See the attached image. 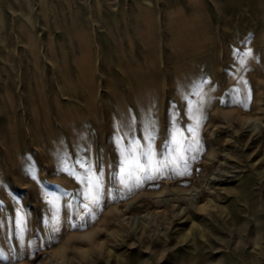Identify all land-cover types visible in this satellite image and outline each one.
<instances>
[{"label": "rangeland", "instance_id": "obj_1", "mask_svg": "<svg viewBox=\"0 0 264 264\" xmlns=\"http://www.w3.org/2000/svg\"><path fill=\"white\" fill-rule=\"evenodd\" d=\"M0 257L264 264V0H0Z\"/></svg>", "mask_w": 264, "mask_h": 264}, {"label": "snow or ice", "instance_id": "obj_2", "mask_svg": "<svg viewBox=\"0 0 264 264\" xmlns=\"http://www.w3.org/2000/svg\"><path fill=\"white\" fill-rule=\"evenodd\" d=\"M148 143L141 147V145L133 141L125 150H122V183H124L123 176H127L129 179L135 177L137 186L141 182V176L136 175L137 173L143 174L144 178H150L147 176L149 171L159 172L164 166V161L155 160V153L152 149L151 141L154 139L152 132L147 135ZM173 143H178L176 140V134L173 136ZM143 158V161L142 159ZM183 158V157H181ZM35 179V177L33 176ZM85 184L84 195L89 200L90 204L98 205L101 197V179L99 176L92 174L90 168L86 171V175L82 178ZM125 187L127 184L125 183ZM51 203V201H49ZM56 207L55 205H53ZM86 209L89 208L88 204H85ZM23 220L21 219V232H23ZM3 257H0L2 259Z\"/></svg>", "mask_w": 264, "mask_h": 264}, {"label": "bare ground", "instance_id": "obj_3", "mask_svg": "<svg viewBox=\"0 0 264 264\" xmlns=\"http://www.w3.org/2000/svg\"><path fill=\"white\" fill-rule=\"evenodd\" d=\"M15 8H16V7H15ZM18 10H19V9H18ZM28 17H30V16L28 15ZM83 198H84V199H86V198H85V195H84V197H83Z\"/></svg>", "mask_w": 264, "mask_h": 264}]
</instances>
